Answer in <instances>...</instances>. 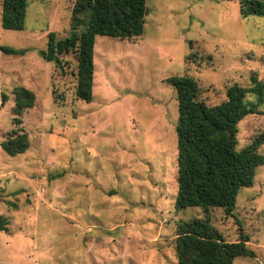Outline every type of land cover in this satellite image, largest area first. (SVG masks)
I'll return each instance as SVG.
<instances>
[{
	"label": "rangeland",
	"instance_id": "obj_1",
	"mask_svg": "<svg viewBox=\"0 0 264 264\" xmlns=\"http://www.w3.org/2000/svg\"><path fill=\"white\" fill-rule=\"evenodd\" d=\"M74 1L27 0L21 31L0 20V46L25 51L0 52V144L14 128L13 91L35 96L21 115L28 150L0 149V264H177V224L204 218L226 242L248 237L254 258L232 264H264V166L231 216L175 209L177 97L165 82L193 78L207 106L231 85L250 88L251 76L264 84V16L242 17L239 0H146L141 37H96L92 99L82 102L74 54L59 66L39 54L49 33L69 35ZM237 128L239 151L264 130V94Z\"/></svg>",
	"mask_w": 264,
	"mask_h": 264
},
{
	"label": "trees",
	"instance_id": "obj_2",
	"mask_svg": "<svg viewBox=\"0 0 264 264\" xmlns=\"http://www.w3.org/2000/svg\"><path fill=\"white\" fill-rule=\"evenodd\" d=\"M26 5L27 0H1V27L21 31ZM147 14L146 0H75L69 35L57 40L54 33H49L46 49L39 54L45 61L59 66V57L73 53L75 96L82 102H90L96 37L139 38ZM239 14L264 16V0H239ZM0 52L25 53L6 46H0ZM165 82L175 89L177 97L175 209H222L226 216H231L239 189L252 187L257 168L264 166V155L258 152L264 144V130L248 146L236 150L237 125L247 115L254 114L263 102L264 84L251 76L250 88L231 85L220 104L207 106L199 100L200 88L193 78L174 76ZM248 94L256 97L254 103L246 101ZM13 95L14 128L0 144V149L11 157L24 154L29 148L28 136L20 127L21 115L35 102L34 94L25 88L14 90ZM8 205L16 208L15 204ZM7 225L6 218L0 216V232H6ZM247 242L248 237L241 230L238 241L226 242L206 218L179 222L175 239L177 264H232L238 257L254 258Z\"/></svg>",
	"mask_w": 264,
	"mask_h": 264
}]
</instances>
